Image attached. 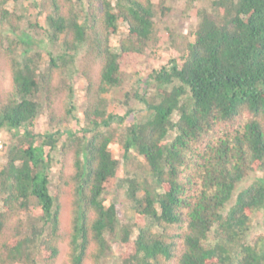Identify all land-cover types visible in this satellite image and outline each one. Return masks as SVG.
Returning <instances> with one entry per match:
<instances>
[{"label": "trees", "instance_id": "trees-1", "mask_svg": "<svg viewBox=\"0 0 264 264\" xmlns=\"http://www.w3.org/2000/svg\"><path fill=\"white\" fill-rule=\"evenodd\" d=\"M18 1L0 0V69L10 76L0 131L13 134L0 168V264H57L62 244L60 264H103L115 238L121 264H264V0L200 7L186 51L148 71L143 91L125 93L149 113L124 131L108 95L145 64L166 0H48L44 24L25 26L8 7ZM34 28L56 54L33 48ZM81 52L82 123L72 82ZM44 110L51 129L35 131ZM114 142L142 155L157 185L139 198V182L125 179L134 222L107 201L121 166ZM258 212L262 232L253 233Z\"/></svg>", "mask_w": 264, "mask_h": 264}, {"label": "rangeland", "instance_id": "rangeland-1", "mask_svg": "<svg viewBox=\"0 0 264 264\" xmlns=\"http://www.w3.org/2000/svg\"><path fill=\"white\" fill-rule=\"evenodd\" d=\"M212 0H166L167 5L170 7V11L167 15L163 16L159 14L156 17V24L154 32L152 34V40L150 48L145 56V64L138 67L140 70L131 69L130 75L119 90H114L109 93L111 100L110 110L117 114L119 117L123 116V120L118 118L114 122V126L118 127L121 131H124L127 125L135 120L145 118L149 111L146 109L145 104L137 99H131L129 104L125 103V93L144 90V82L140 79H145V75L148 71L154 68H160L165 64L170 57H176L186 51V45L189 40L194 38L193 32L198 24V9L202 6L210 5ZM10 9L17 8L18 13L24 16L23 25H28L29 22L38 21L41 25L45 22V10L49 8L48 0H20L18 2H10L8 4ZM127 27L125 23H121L118 33L114 36V43L121 36L126 34ZM40 32V34H39ZM30 33L33 37V48L42 51L45 54L44 59H48V51H53L55 54L58 52V47L49 43V41L41 34V29H31ZM83 63V53L81 52L76 62V70L73 71L72 82L75 88L74 101L78 108L76 114L83 122V103L85 102V85L86 79L82 76L80 69ZM1 70V69H0ZM0 74V91L9 86V74ZM151 91H154L151 89ZM150 91V92H151ZM131 110H130V109ZM46 110L42 112L39 119L34 126L35 131H43L51 129L48 123ZM76 122L72 121L69 126L75 127ZM12 132L8 129L0 131V143L3 145L0 148V168L6 162V151L4 149V143L12 137ZM173 134H171L172 137ZM112 148L116 156L121 160V166L118 171V184L114 188V191L107 196V201H115L119 205V216L121 221L134 222L136 215L135 202L127 195L128 183L125 179L135 178L139 182V189L137 190V197L142 198L146 189L149 190L157 187L156 182L153 181L149 167L142 155L136 151H132L130 156H124V151L118 142L112 143ZM61 164L57 163L50 171V176L53 182L57 181V176ZM262 173L250 174L239 185L247 186L255 176H261ZM253 176V177H252ZM159 191L162 189L159 188ZM65 208L63 212V224L68 227L69 219V205L67 199L65 200ZM263 213L258 212L254 218L253 233L262 232L261 221ZM137 233L135 229L134 235ZM67 244H62L61 253L57 264L63 262L67 257ZM121 245L118 238H115L112 242V250L103 264H121L120 261Z\"/></svg>", "mask_w": 264, "mask_h": 264}, {"label": "built area", "instance_id": "built-area-1", "mask_svg": "<svg viewBox=\"0 0 264 264\" xmlns=\"http://www.w3.org/2000/svg\"><path fill=\"white\" fill-rule=\"evenodd\" d=\"M3 145L0 143V148L2 147Z\"/></svg>", "mask_w": 264, "mask_h": 264}]
</instances>
